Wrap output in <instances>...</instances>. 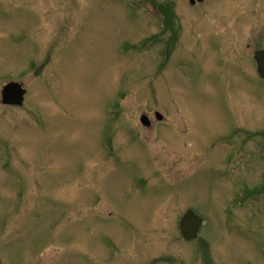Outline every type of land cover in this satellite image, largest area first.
Masks as SVG:
<instances>
[{
	"label": "rangeland",
	"instance_id": "1",
	"mask_svg": "<svg viewBox=\"0 0 264 264\" xmlns=\"http://www.w3.org/2000/svg\"><path fill=\"white\" fill-rule=\"evenodd\" d=\"M147 1L0 0V264H264V0Z\"/></svg>",
	"mask_w": 264,
	"mask_h": 264
},
{
	"label": "water",
	"instance_id": "2",
	"mask_svg": "<svg viewBox=\"0 0 264 264\" xmlns=\"http://www.w3.org/2000/svg\"><path fill=\"white\" fill-rule=\"evenodd\" d=\"M259 64V71L264 77V52L257 55ZM26 90L19 83H10L4 87L2 92L3 104L12 106H22L25 101ZM156 117L160 120L162 115L156 114ZM144 125L148 124L146 116L142 117ZM202 226V219L197 216L192 210L188 211L181 220L180 229L182 236L185 240L191 241L198 238L199 230Z\"/></svg>",
	"mask_w": 264,
	"mask_h": 264
},
{
	"label": "flooded vegetation",
	"instance_id": "3",
	"mask_svg": "<svg viewBox=\"0 0 264 264\" xmlns=\"http://www.w3.org/2000/svg\"><path fill=\"white\" fill-rule=\"evenodd\" d=\"M205 2V0H202V2H196V3H193V7H196V6H198L199 4H202V3H204ZM164 28H167V24L164 26ZM260 52H264V49H258L257 51L255 50L254 51V59H255V57H256V55H257V53H260ZM263 81H264V79H262ZM149 118V117H148ZM149 121H150V125H148L147 127H145V128H151L152 126H153V123H152V121L150 120V118H149ZM164 121V119L162 118V120L160 121V122H163ZM113 138V137H112ZM103 144H104V142H103ZM109 149L110 150H114V144H113V141H112V139H110L109 140Z\"/></svg>",
	"mask_w": 264,
	"mask_h": 264
}]
</instances>
